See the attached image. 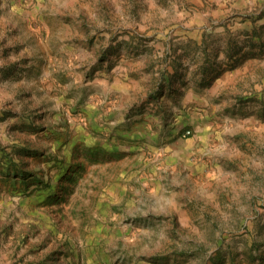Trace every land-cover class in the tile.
I'll list each match as a JSON object with an SVG mask.
<instances>
[{"label":"rangeland","instance_id":"374dc122","mask_svg":"<svg viewBox=\"0 0 264 264\" xmlns=\"http://www.w3.org/2000/svg\"><path fill=\"white\" fill-rule=\"evenodd\" d=\"M0 264H264V0H0Z\"/></svg>","mask_w":264,"mask_h":264}]
</instances>
